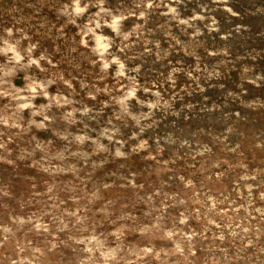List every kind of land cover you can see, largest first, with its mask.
Listing matches in <instances>:
<instances>
[{
  "label": "rangeland",
  "instance_id": "374dc122",
  "mask_svg": "<svg viewBox=\"0 0 264 264\" xmlns=\"http://www.w3.org/2000/svg\"><path fill=\"white\" fill-rule=\"evenodd\" d=\"M69 3L0 0V264H264V0Z\"/></svg>",
  "mask_w": 264,
  "mask_h": 264
},
{
  "label": "clouds",
  "instance_id": "9594fccd",
  "mask_svg": "<svg viewBox=\"0 0 264 264\" xmlns=\"http://www.w3.org/2000/svg\"><path fill=\"white\" fill-rule=\"evenodd\" d=\"M94 0H85V2H82V0H71V3H69L65 8L64 11H68L69 9H72L73 13L75 14V17L83 16L85 13H87L92 6ZM95 3L97 4L99 11L96 12L95 16L91 17L88 21V24L90 25L87 28L88 32H93L94 30L101 29L103 25H109L113 32L116 33L115 37L110 36H101L98 39H102L105 41V43H102L99 45L100 51L107 53L110 48H114L115 40H120L121 43H123L125 40L128 39V37L131 35L130 32H122L121 28L118 27V22H123L126 17L124 14H117L111 12L109 9H106L102 6V0H95ZM169 12H175V9L171 6L168 8ZM131 14V13H129ZM139 16L143 17L145 15L144 11H139ZM136 28H139V25L135 26ZM23 39V37H21ZM4 44V52L7 53H14V56H9V60H15V61H21L23 58L20 55V51H24L23 47L19 45V41L11 36V30H9V35L4 38L3 40ZM20 46V51H17V47ZM34 47V46H33ZM31 49H29L27 52H25V56H28ZM111 55V54H110ZM112 61H115L120 65V73L119 75H123V71L125 68V64L115 55H111L110 60H106L105 63L102 65L103 69H108L112 63ZM32 62V61H30ZM40 87H46V85H40ZM44 95H47L45 92ZM136 95L135 89L131 92H129L127 95L122 97V103L124 101H127L130 97H133ZM158 101L153 102L150 104L151 107H155ZM26 105H22V107H25ZM84 111H87L85 108ZM125 111H127V108H125ZM7 122V121H6ZM118 155H123L122 152L117 150Z\"/></svg>",
  "mask_w": 264,
  "mask_h": 264
}]
</instances>
